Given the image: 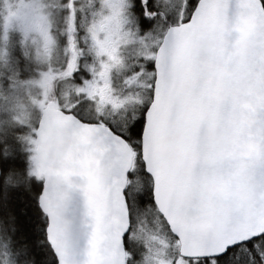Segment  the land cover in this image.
<instances>
[{
  "label": "snow or ice",
  "instance_id": "obj_1",
  "mask_svg": "<svg viewBox=\"0 0 264 264\" xmlns=\"http://www.w3.org/2000/svg\"><path fill=\"white\" fill-rule=\"evenodd\" d=\"M0 264H264V0H0Z\"/></svg>",
  "mask_w": 264,
  "mask_h": 264
}]
</instances>
